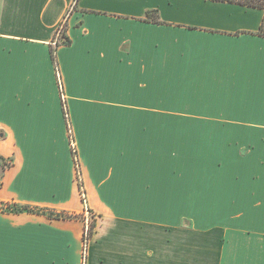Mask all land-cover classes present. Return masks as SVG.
I'll list each match as a JSON object with an SVG mask.
<instances>
[{"label": "crops", "instance_id": "obj_1", "mask_svg": "<svg viewBox=\"0 0 264 264\" xmlns=\"http://www.w3.org/2000/svg\"><path fill=\"white\" fill-rule=\"evenodd\" d=\"M261 18L211 0H0V207L33 210H0V264H80L79 223L47 211L98 216L85 264H206L186 220L224 241L230 220L264 232ZM251 207L262 217L225 216ZM223 245L218 264L257 263Z\"/></svg>", "mask_w": 264, "mask_h": 264}, {"label": "rangeland", "instance_id": "obj_2", "mask_svg": "<svg viewBox=\"0 0 264 264\" xmlns=\"http://www.w3.org/2000/svg\"><path fill=\"white\" fill-rule=\"evenodd\" d=\"M184 143L190 139H198L199 142L204 140V142H208V138L213 137H224V136H236V131L239 130H223V129H184ZM248 133L245 136L249 138H256L253 131L245 130ZM264 136V135H263ZM185 138H188L185 140ZM214 149H218V145L213 146ZM9 160L0 159V168H5L10 165ZM82 198V197H81ZM83 202V200H82ZM85 202H83L84 204ZM3 209L7 210L6 207ZM29 208L28 213H32ZM8 211V210H7ZM262 208H248V209H239L234 208L228 211L225 215L226 217H232L235 215L238 216H246V213H250L253 217L259 218L262 217ZM37 213H41L37 211ZM46 218L50 220L62 219L70 222H76L80 225V264L86 263L87 252L92 240V237L96 231V228L99 224V218L96 214L90 212L89 210H84V215H69L64 213H55L52 211H47L41 213ZM228 222L230 219H227ZM233 224H231V228L235 229V231L230 230L226 232L227 239L224 241L223 239V229L222 226L215 227L209 229L207 231H199L195 230L189 223V221H184L183 224V244L184 248H191L196 251V254L201 259L202 263L206 264H218V254L222 250V245L224 246V250L227 253L232 252L233 254L241 253L246 250H256V254H258L259 258L254 259V263L256 264H264V232H260V228L254 225L247 224H237L238 220H230ZM235 223V224H234ZM93 225V229H91V238L88 236L87 247L85 246L84 237L86 235V230L88 229L90 232V228ZM262 227V226H261ZM238 228V229H237ZM240 229V230H239ZM262 231V229H261ZM88 232V233H89ZM262 234V236H260ZM189 248V249H190ZM194 259V257H192ZM232 258L230 261L224 262V264H232ZM244 260V259H243ZM242 260V261H243ZM256 261V262H255ZM238 262L236 264H239ZM248 264V263H247Z\"/></svg>", "mask_w": 264, "mask_h": 264}, {"label": "trees", "instance_id": "obj_3", "mask_svg": "<svg viewBox=\"0 0 264 264\" xmlns=\"http://www.w3.org/2000/svg\"><path fill=\"white\" fill-rule=\"evenodd\" d=\"M211 1L218 2V3H228V4L238 5L240 7L253 8V9L260 10L262 12V18H261V22H260V25H259V28H258V31L256 32V34L264 38V0H211ZM156 18H157V16L155 14V11L146 13V19L148 21H152V22L156 23V21H157ZM65 27H66V22H64L63 35H64ZM62 41L64 44L69 43V40H67V39H64ZM52 58H53V60L55 59V55H54L53 51H52ZM73 155H74V162H75V168H76V176H77V180L79 182L80 194L81 193L84 194L83 190L81 189V182L79 180L80 172H79V166H78L75 151H73ZM82 200H84V199H82ZM1 209H3V208L0 207V210ZM6 209L8 211H10L12 213H16V214L29 211V208H27L25 206H12V207L6 206ZM30 211H32V210H30ZM91 229H93V225H92ZM91 234H93V233L90 232V238H91Z\"/></svg>", "mask_w": 264, "mask_h": 264}, {"label": "built area", "instance_id": "obj_4", "mask_svg": "<svg viewBox=\"0 0 264 264\" xmlns=\"http://www.w3.org/2000/svg\"><path fill=\"white\" fill-rule=\"evenodd\" d=\"M64 22H65V20H64ZM64 22H62V24L60 25V27L58 28V31H57V34H56V38H55V40H54V46L55 45H57L58 43H59V40H62V38H63V30H64ZM81 195V197H82V199H84V195H83V193H81L80 194ZM83 202H84V200H83ZM89 229V228H88ZM86 230V235H85V237H84V240L86 241L85 243V246L87 247V240H88V236H90V232H89V230ZM90 230H91V228H90ZM89 232V233H88Z\"/></svg>", "mask_w": 264, "mask_h": 264}]
</instances>
